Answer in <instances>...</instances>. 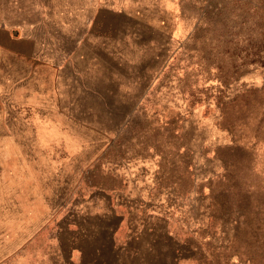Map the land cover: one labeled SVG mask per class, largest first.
I'll return each instance as SVG.
<instances>
[{"label": "rangeland", "instance_id": "obj_1", "mask_svg": "<svg viewBox=\"0 0 264 264\" xmlns=\"http://www.w3.org/2000/svg\"><path fill=\"white\" fill-rule=\"evenodd\" d=\"M82 4L95 93L50 123L0 126V264H36L63 203L123 186L162 264H264V0ZM42 163L51 189L34 193L51 204L16 205Z\"/></svg>", "mask_w": 264, "mask_h": 264}, {"label": "crops", "instance_id": "obj_2", "mask_svg": "<svg viewBox=\"0 0 264 264\" xmlns=\"http://www.w3.org/2000/svg\"><path fill=\"white\" fill-rule=\"evenodd\" d=\"M83 13L87 8L82 0H0V111H8L0 117V126H40L65 110V101L72 102L73 95L95 93L91 82L83 91L78 21ZM44 167L46 163L41 180L36 178L38 170L25 169L29 178L24 201L16 205L51 204L47 195L34 193L51 189L49 167ZM97 188L63 203L69 208L57 217L56 246L48 244L36 264H162V255H147L145 220L131 208L125 199L129 196L123 197L129 188L121 187L117 195ZM35 220L43 216H26V221Z\"/></svg>", "mask_w": 264, "mask_h": 264}]
</instances>
